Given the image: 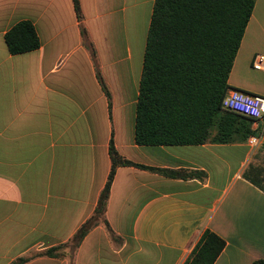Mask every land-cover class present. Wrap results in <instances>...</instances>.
Returning a JSON list of instances; mask_svg holds the SVG:
<instances>
[{"label":"crops","instance_id":"obj_1","mask_svg":"<svg viewBox=\"0 0 264 264\" xmlns=\"http://www.w3.org/2000/svg\"><path fill=\"white\" fill-rule=\"evenodd\" d=\"M77 3L78 12L73 0H0V264H184L206 230L225 242L214 264L264 260V121L251 122L244 142L137 145L154 0ZM24 21L39 47L11 55L5 34ZM257 54L264 0H255L230 89L264 97V71L252 69ZM110 147L133 165L116 167L107 226L73 251L66 244L96 208Z\"/></svg>","mask_w":264,"mask_h":264},{"label":"trees","instance_id":"obj_2","mask_svg":"<svg viewBox=\"0 0 264 264\" xmlns=\"http://www.w3.org/2000/svg\"><path fill=\"white\" fill-rule=\"evenodd\" d=\"M78 12L77 0H73ZM255 0H154L147 32L136 104L135 143L140 146L231 144L253 135L251 120L222 107L230 89L227 80L250 20ZM11 55L34 51L39 40L29 22L13 26L4 37ZM112 162L93 214L66 246L74 251L99 224L118 165L132 166L110 147ZM155 171L167 177L180 173ZM190 174L187 177H193ZM51 248L40 256L52 257L65 248ZM225 242L206 230L184 264H214ZM38 256V255H37ZM19 258L11 264H25ZM252 264H264V260Z\"/></svg>","mask_w":264,"mask_h":264},{"label":"built area","instance_id":"obj_3","mask_svg":"<svg viewBox=\"0 0 264 264\" xmlns=\"http://www.w3.org/2000/svg\"><path fill=\"white\" fill-rule=\"evenodd\" d=\"M252 69L264 71V55L257 54L252 60ZM222 107L237 115L249 118L253 123L264 121V97L229 89L223 99ZM250 147L257 146L256 138H249Z\"/></svg>","mask_w":264,"mask_h":264}]
</instances>
